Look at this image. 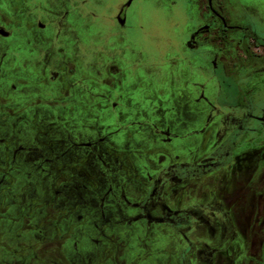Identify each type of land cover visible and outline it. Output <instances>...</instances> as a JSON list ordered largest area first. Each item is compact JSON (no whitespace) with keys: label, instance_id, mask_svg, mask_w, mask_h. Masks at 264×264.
<instances>
[{"label":"flooded vegetation","instance_id":"af4514ba","mask_svg":"<svg viewBox=\"0 0 264 264\" xmlns=\"http://www.w3.org/2000/svg\"><path fill=\"white\" fill-rule=\"evenodd\" d=\"M132 1L116 7L111 23H127ZM228 1L199 0L202 17L175 58L178 77L184 71L191 77L183 86L187 107L181 108L182 98L179 108L165 100L152 107L151 117L167 120L152 126L154 144L145 152L146 167L135 168V180L116 156L110 157V183L98 174L93 185L80 170L90 150L98 152L99 170L106 169L104 156L116 146L123 117L116 113L122 101L107 94L114 79L81 75L82 65L70 61L66 78L55 60L47 73L26 75L10 44L0 42V89L6 91L0 106V264H68L62 250L83 224L90 229L83 236L114 264H264V38L254 31L258 8L255 19L240 21L230 16ZM2 12L0 41H9L14 32ZM217 68L235 85L231 103L220 102ZM85 98H91L88 106ZM41 107L47 147L39 142L42 117L32 113ZM21 124L28 126L25 142L14 135ZM8 158L10 169L4 166ZM34 181V193L26 197ZM90 205L96 209L86 210ZM19 219L31 235L24 244L2 229L3 222Z\"/></svg>","mask_w":264,"mask_h":264},{"label":"rangeland","instance_id":"374dc122","mask_svg":"<svg viewBox=\"0 0 264 264\" xmlns=\"http://www.w3.org/2000/svg\"><path fill=\"white\" fill-rule=\"evenodd\" d=\"M127 1L16 0L11 3L10 0H5L0 8L3 10L2 16L9 20V26L14 32L9 41L0 42L10 44V51L14 52L26 75L32 72H38L40 75L44 70L47 73V69L50 71L51 64L53 65L55 60L58 64L57 68H62L63 76L67 75L66 62L70 61L75 68L82 65L84 72H81V75L84 73L87 77L92 76L96 81H100L103 76L114 79L112 89L109 88L108 93H105L122 101L120 109L116 112L123 117L118 124L121 132L117 136L116 146L110 145L109 153L104 156L109 159L104 161L107 166L106 169L104 168L105 171L102 169L100 171L96 164L98 152L95 150L87 152L90 159L84 162L80 170L89 176L87 181L93 185L99 182L98 174H101V182L103 178L109 183L114 180L112 176H108V171L113 167V158H110L113 156L118 157L120 165L131 170L129 177L132 180L138 179L140 175L135 172V168L146 167L148 153L145 152H149L148 148L154 144L150 141L152 126L156 124L162 126L167 120V115L151 117L152 113L155 114L152 107L161 106L160 101L165 100L169 105L179 108V98L183 100L181 108L187 107L184 100L189 93L183 90V86L191 77L188 71H184L183 76L178 77L179 67L175 58L177 53H181L180 44L202 17L199 0H133L127 13L129 16L127 23L123 26L111 23L110 17L116 7ZM253 3L254 0H229L227 5L230 8V16L232 19L238 17L240 21L255 19ZM31 24L34 25V29H31ZM40 25L44 27L40 28ZM27 58L32 59L29 66L23 64ZM38 58H42L39 67L34 63ZM216 73L222 91L220 102H233L234 83L223 76L220 68H217ZM177 81L179 83L184 81L180 84L182 85L180 92L177 90L179 86ZM5 92L0 89V106L2 101L6 100ZM88 99L91 98L83 100V106H88ZM160 109L165 110L162 107ZM88 112L85 111L84 114L88 115ZM32 113L42 117L39 125L45 134L39 136V142L47 147V111L41 107ZM168 115L171 116V112L168 111ZM89 123H91L89 120L85 122V124ZM167 126L175 125L168 122ZM27 129L28 126L25 124L18 125L14 135L25 142ZM188 129L189 126H186L182 131ZM80 138L86 141L87 135L82 134ZM40 152L47 153L45 150ZM5 161L7 163L5 162L4 166L8 169L12 168L10 158ZM9 174L12 177L11 171ZM122 181H126L124 176ZM29 185L26 197L33 195L32 187L37 186V181ZM50 193L52 196L53 191ZM94 193L102 194L100 189H94ZM86 208L88 211L96 209L94 205ZM11 213V211L7 212L8 215ZM44 213L46 210L42 212ZM27 226V221L24 219L2 223L3 230L14 232L17 244H24L30 235ZM196 228L200 229L198 225ZM86 229H89L88 224L81 225L79 231L83 230V232L81 231L80 238L79 231L71 234V240L67 241L62 250L63 260L68 264L69 262L114 264L112 263L114 259H109L107 251L91 244L88 235L83 236L88 234ZM208 229L211 232L210 226ZM89 235L91 239L92 233ZM83 238L86 240L84 241ZM1 243L4 244V241ZM5 245L9 246V242L5 241ZM5 245L4 247L8 248ZM71 251L72 254L74 253L73 257Z\"/></svg>","mask_w":264,"mask_h":264},{"label":"crops","instance_id":"0c3cea01","mask_svg":"<svg viewBox=\"0 0 264 264\" xmlns=\"http://www.w3.org/2000/svg\"><path fill=\"white\" fill-rule=\"evenodd\" d=\"M255 8H258L257 11L259 13L258 15V27L255 28L254 31H256L259 36L264 38V0H258L257 5H254Z\"/></svg>","mask_w":264,"mask_h":264}]
</instances>
